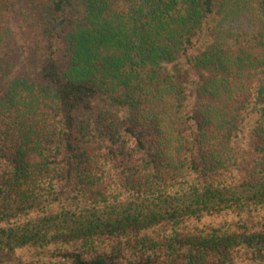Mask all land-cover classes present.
<instances>
[{
	"label": "trees",
	"instance_id": "1",
	"mask_svg": "<svg viewBox=\"0 0 264 264\" xmlns=\"http://www.w3.org/2000/svg\"><path fill=\"white\" fill-rule=\"evenodd\" d=\"M0 264H264V0H0Z\"/></svg>",
	"mask_w": 264,
	"mask_h": 264
}]
</instances>
